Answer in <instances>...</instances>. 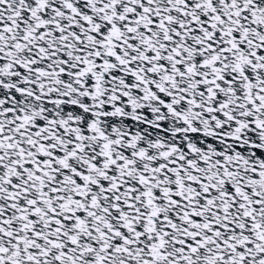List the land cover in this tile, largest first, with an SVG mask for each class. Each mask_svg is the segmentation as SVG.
I'll use <instances>...</instances> for the list:
<instances>
[{
	"label": "snow or ice",
	"instance_id": "6c2138e0",
	"mask_svg": "<svg viewBox=\"0 0 264 264\" xmlns=\"http://www.w3.org/2000/svg\"><path fill=\"white\" fill-rule=\"evenodd\" d=\"M0 264H264V0H0Z\"/></svg>",
	"mask_w": 264,
	"mask_h": 264
}]
</instances>
